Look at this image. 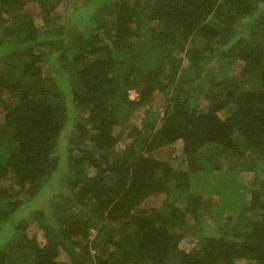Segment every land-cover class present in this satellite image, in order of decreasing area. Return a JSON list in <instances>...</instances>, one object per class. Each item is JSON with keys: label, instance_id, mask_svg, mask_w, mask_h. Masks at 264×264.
<instances>
[{"label": "trees", "instance_id": "obj_1", "mask_svg": "<svg viewBox=\"0 0 264 264\" xmlns=\"http://www.w3.org/2000/svg\"><path fill=\"white\" fill-rule=\"evenodd\" d=\"M0 264H264V0H0Z\"/></svg>", "mask_w": 264, "mask_h": 264}, {"label": "rangeland", "instance_id": "obj_2", "mask_svg": "<svg viewBox=\"0 0 264 264\" xmlns=\"http://www.w3.org/2000/svg\"><path fill=\"white\" fill-rule=\"evenodd\" d=\"M136 94L135 92H131V97H134ZM223 113H221L222 115ZM133 122L136 124L138 122H140V119L138 118V116L136 118L133 119ZM181 146H176V153H180L181 149H180ZM10 231H8V228L6 227V229L4 230V236L7 237L10 235ZM193 243L189 242V239H185L181 242V245L180 247L183 248V249H186V250H189L191 247H193Z\"/></svg>", "mask_w": 264, "mask_h": 264}]
</instances>
